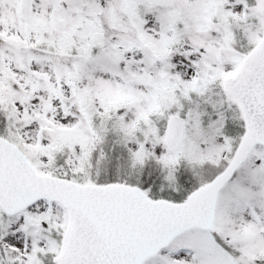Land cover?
Here are the masks:
<instances>
[{"label":"snow or ice","instance_id":"1","mask_svg":"<svg viewBox=\"0 0 264 264\" xmlns=\"http://www.w3.org/2000/svg\"><path fill=\"white\" fill-rule=\"evenodd\" d=\"M0 264H264V0H0Z\"/></svg>","mask_w":264,"mask_h":264}]
</instances>
